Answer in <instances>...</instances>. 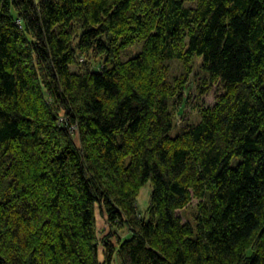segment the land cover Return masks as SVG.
Instances as JSON below:
<instances>
[{
	"label": "trees",
	"instance_id": "1",
	"mask_svg": "<svg viewBox=\"0 0 264 264\" xmlns=\"http://www.w3.org/2000/svg\"><path fill=\"white\" fill-rule=\"evenodd\" d=\"M0 264H264V0H0Z\"/></svg>",
	"mask_w": 264,
	"mask_h": 264
},
{
	"label": "rangeland",
	"instance_id": "2",
	"mask_svg": "<svg viewBox=\"0 0 264 264\" xmlns=\"http://www.w3.org/2000/svg\"><path fill=\"white\" fill-rule=\"evenodd\" d=\"M139 50H140L139 45L133 46L121 56L122 60H126L127 58L133 56ZM166 64L168 65L170 79L182 76L186 80L188 85V88H185V96H186L185 102L183 103V106L180 108L181 110L177 113L176 118L180 120L181 117V119L186 121L188 119L196 120L197 110L199 108L201 107L211 108L215 104V95H216L217 87L214 86L211 89H208L206 93H203V95L202 94L200 95L199 94V87H201L200 78L203 77V74L200 72L198 68L192 67L191 72L187 73L183 65L177 60H169L166 62ZM180 125L183 127L182 123H180ZM149 194H150V189L148 185L140 189V192L136 199V207L139 213H144V211L147 209L149 202ZM195 204L196 202L193 201L192 204L186 209L187 214L190 213V210L194 208ZM97 225L99 229H101V227H104L103 226L104 223L100 219V217H97Z\"/></svg>",
	"mask_w": 264,
	"mask_h": 264
}]
</instances>
